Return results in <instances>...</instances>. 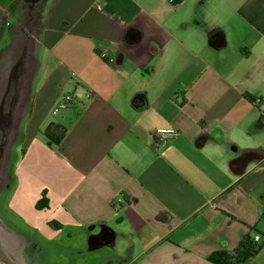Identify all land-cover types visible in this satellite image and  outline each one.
I'll return each instance as SVG.
<instances>
[{
    "label": "crops",
    "instance_id": "0c3cea01",
    "mask_svg": "<svg viewBox=\"0 0 264 264\" xmlns=\"http://www.w3.org/2000/svg\"><path fill=\"white\" fill-rule=\"evenodd\" d=\"M1 152L22 264H213L263 239L264 0H0Z\"/></svg>",
    "mask_w": 264,
    "mask_h": 264
},
{
    "label": "trees",
    "instance_id": "16d2710c",
    "mask_svg": "<svg viewBox=\"0 0 264 264\" xmlns=\"http://www.w3.org/2000/svg\"><path fill=\"white\" fill-rule=\"evenodd\" d=\"M44 134L50 145L58 146L65 139L67 134V129L62 125L52 123L47 127ZM122 202L123 200L117 203L121 204ZM43 205L44 204L42 201L40 207ZM231 218L234 219L233 217ZM262 220L264 221V213L262 214ZM250 231L256 232V236H259L260 239L262 240L261 236L255 230V228H252ZM255 238L253 239V237L252 238L245 237L239 243L236 249L232 251H227V250L217 251L211 256H209L208 260L213 264H245L247 262H250L264 248V241L263 240L256 241Z\"/></svg>",
    "mask_w": 264,
    "mask_h": 264
},
{
    "label": "built area",
    "instance_id": "2783aa9c",
    "mask_svg": "<svg viewBox=\"0 0 264 264\" xmlns=\"http://www.w3.org/2000/svg\"><path fill=\"white\" fill-rule=\"evenodd\" d=\"M166 2L170 4H177L179 0H165ZM98 10H102V6L99 5ZM101 57L103 59L107 58L109 62H114L113 58H109L108 55L103 52L101 54ZM74 103V95L73 94H66L63 96L62 100L53 108L52 110V115L57 116L59 113L62 111L68 110L69 108L72 107ZM154 138L156 140V144H162L170 139L176 137L178 135V131L175 128H158L157 130L154 131ZM116 202H121V199H116ZM256 241H260V237L256 236Z\"/></svg>",
    "mask_w": 264,
    "mask_h": 264
},
{
    "label": "water",
    "instance_id": "95a60500",
    "mask_svg": "<svg viewBox=\"0 0 264 264\" xmlns=\"http://www.w3.org/2000/svg\"><path fill=\"white\" fill-rule=\"evenodd\" d=\"M2 155L3 152H1L0 154V172L4 170L5 159L2 157ZM3 230L8 231L5 224L0 221V264H22L21 256L18 254V251L16 249V247L20 244L19 241L13 242L11 239H5V241H3V239L1 238ZM9 241L11 242L8 244Z\"/></svg>",
    "mask_w": 264,
    "mask_h": 264
},
{
    "label": "rangeland",
    "instance_id": "374dc122",
    "mask_svg": "<svg viewBox=\"0 0 264 264\" xmlns=\"http://www.w3.org/2000/svg\"><path fill=\"white\" fill-rule=\"evenodd\" d=\"M60 114V113H59ZM53 117V119L54 120H56V119H58V116H52ZM264 228V226H261V229L262 230H264L263 229ZM245 232H246V234L244 235V237L241 239V241L245 238V237H250V238H252L253 237V239L255 238V236H256V232H251L250 230H245ZM258 232V231H257ZM263 234H261L262 236L264 235V231L262 232ZM263 241H264V237H263V239H262ZM235 241H236V239H235ZM240 241V242H241ZM45 248V247H44ZM264 249V248H263ZM261 250L260 251V253L254 258V259H252V261H250V262H247V263H245V264H264V250ZM55 258H54V261H57V264L59 263V264H64V262L63 263H61V262H58V255L57 256H54ZM51 264H53V263H51Z\"/></svg>",
    "mask_w": 264,
    "mask_h": 264
}]
</instances>
